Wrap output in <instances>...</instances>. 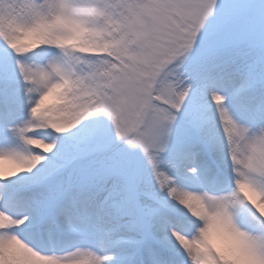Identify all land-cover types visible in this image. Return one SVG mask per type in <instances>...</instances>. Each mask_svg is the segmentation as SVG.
Wrapping results in <instances>:
<instances>
[{
    "label": "snow or ice",
    "instance_id": "obj_1",
    "mask_svg": "<svg viewBox=\"0 0 264 264\" xmlns=\"http://www.w3.org/2000/svg\"><path fill=\"white\" fill-rule=\"evenodd\" d=\"M0 264H264V0H0Z\"/></svg>",
    "mask_w": 264,
    "mask_h": 264
}]
</instances>
